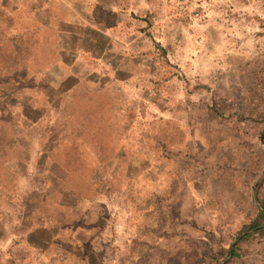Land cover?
I'll use <instances>...</instances> for the list:
<instances>
[{
    "label": "rangeland",
    "instance_id": "374dc122",
    "mask_svg": "<svg viewBox=\"0 0 264 264\" xmlns=\"http://www.w3.org/2000/svg\"><path fill=\"white\" fill-rule=\"evenodd\" d=\"M204 3L201 19L186 17L166 39L182 68L168 89L179 102L140 112L120 151L112 122L33 102L30 68L45 65L49 35L35 33L39 56L9 5L0 22V264H49L30 233L50 220L61 222L65 264H264V0ZM96 140L101 177L86 165L96 152L81 149Z\"/></svg>",
    "mask_w": 264,
    "mask_h": 264
},
{
    "label": "crops",
    "instance_id": "0c3cea01",
    "mask_svg": "<svg viewBox=\"0 0 264 264\" xmlns=\"http://www.w3.org/2000/svg\"><path fill=\"white\" fill-rule=\"evenodd\" d=\"M180 1L0 0V22L5 24L2 16L8 15L9 5L14 4L11 13L32 29L39 56L42 50L35 33L43 30L49 35L45 65L33 61L30 68L33 102L47 98L50 110L64 111L67 118L101 120V126L112 122L107 135L116 140L120 151L129 142L124 140L126 144L121 146V135L128 138L131 120L140 112L168 113L166 104L179 102L168 89L179 80L177 72L182 68L171 61L165 44L170 34L179 32L186 17L192 19L191 7L181 12ZM195 2L198 6L205 4V0ZM98 128L88 132L91 135L96 130L99 135ZM70 132L75 137L73 128ZM81 144L82 150L96 152L91 153L86 165L95 168L101 177L105 160L99 140ZM69 195L79 197L74 190ZM60 225L50 220L30 233L37 241L40 256L49 264L66 262L67 256L58 254L57 248L63 242L58 237ZM46 233L49 238L44 237Z\"/></svg>",
    "mask_w": 264,
    "mask_h": 264
},
{
    "label": "built area",
    "instance_id": "2783aa9c",
    "mask_svg": "<svg viewBox=\"0 0 264 264\" xmlns=\"http://www.w3.org/2000/svg\"><path fill=\"white\" fill-rule=\"evenodd\" d=\"M182 6H194V8L191 10L190 14L192 19L198 20L201 19L200 13L197 11L195 7H197V2L195 0H181ZM195 3V4H194Z\"/></svg>",
    "mask_w": 264,
    "mask_h": 264
},
{
    "label": "trees",
    "instance_id": "16d2710c",
    "mask_svg": "<svg viewBox=\"0 0 264 264\" xmlns=\"http://www.w3.org/2000/svg\"><path fill=\"white\" fill-rule=\"evenodd\" d=\"M258 229V227L254 228V226L251 227V231Z\"/></svg>",
    "mask_w": 264,
    "mask_h": 264
}]
</instances>
